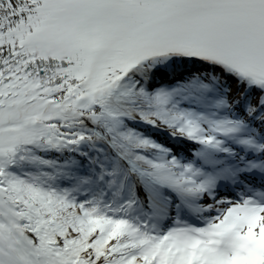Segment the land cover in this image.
Here are the masks:
<instances>
[{"label": "snow or ice", "instance_id": "obj_1", "mask_svg": "<svg viewBox=\"0 0 264 264\" xmlns=\"http://www.w3.org/2000/svg\"><path fill=\"white\" fill-rule=\"evenodd\" d=\"M0 264H264V0H0Z\"/></svg>", "mask_w": 264, "mask_h": 264}]
</instances>
